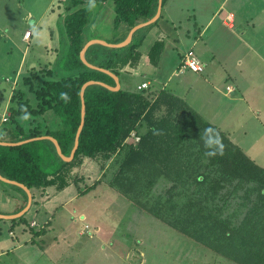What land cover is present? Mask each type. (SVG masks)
<instances>
[{
	"label": "trees",
	"instance_id": "obj_1",
	"mask_svg": "<svg viewBox=\"0 0 264 264\" xmlns=\"http://www.w3.org/2000/svg\"><path fill=\"white\" fill-rule=\"evenodd\" d=\"M107 1L113 9V26H124L127 31L141 20H150L159 5V0H95V3ZM66 2L58 13L63 14L67 42L60 61L66 75L51 78L52 70H47L46 77L40 80L38 70L31 68L21 81L34 94V104L24 98L20 88L14 87L9 96L13 105L9 104L7 121L51 110L53 124L48 122L41 129L35 123L26 131L23 124L16 123L8 133L9 138L1 137L0 141L19 143H0V175L32 192L30 208L35 214L42 205L41 198L51 196L46 190L49 187L61 191L72 186L77 196L102 183L121 195L140 215L150 217L152 223L148 227L153 231L159 233V224H164L214 253V264H264V166L248 155V146L244 147L241 139L234 141L193 108L186 110L181 99L167 89L147 86L135 91L111 90L92 83L81 94L82 85L88 81L110 86L115 83L107 73L83 63L80 56L85 43L83 27L90 16L89 8L85 7L89 0ZM165 2L161 0V9ZM139 41L132 39L122 47L106 46L100 56L90 54V45L85 59L117 75V67L139 58L136 51ZM162 48L163 42L156 41L148 50L152 64H158ZM226 92L230 91L226 88ZM61 93H66L67 99H61ZM161 109L163 114L158 118L155 115ZM81 124L77 147L66 161L47 136L55 138L62 154L68 157ZM210 126L219 130L223 155H206L200 136ZM247 130L244 134L250 131ZM45 151L51 161L47 164ZM91 162L97 163L99 175L86 184L79 168L85 169ZM50 163L53 165L48 168ZM11 186L17 189L12 198L20 202L16 213L28 198L22 187ZM29 211L12 221L17 219V223L26 225L34 234L32 217L29 221L25 218ZM78 262L83 264L75 260Z\"/></svg>",
	"mask_w": 264,
	"mask_h": 264
},
{
	"label": "rangeland",
	"instance_id": "obj_2",
	"mask_svg": "<svg viewBox=\"0 0 264 264\" xmlns=\"http://www.w3.org/2000/svg\"><path fill=\"white\" fill-rule=\"evenodd\" d=\"M64 1L0 0V138H9L8 133L16 123L23 124L26 131L35 123L41 129L48 122L53 124L54 112L51 110L38 116H18L9 121H3L2 117L9 110V104L13 105V102L9 103L13 87L20 88L24 98L34 104V94L21 81L22 76L30 73V67L38 70L40 80L46 77L44 73L47 70H52L51 78L66 75L60 64L67 48L63 14L57 16L67 3ZM178 1L167 0L164 7L176 8ZM201 2L205 10L201 8ZM215 3V0H180L175 13L185 24L184 32H188L187 35L183 32V37L178 33L181 40L185 39L183 44L181 41L175 47H165L162 69L155 75L160 76L159 80L163 77L162 81L167 76L171 78L166 83L157 84V89L171 91L173 96L181 99V106L186 110L193 108L234 141L241 139L244 147L248 146V155L264 166V60L261 58L262 50L264 53V0H230L229 6L236 9V17L245 25L242 36L252 37L250 46L241 43L236 33L225 30L223 26L219 28L220 17L212 22L211 29L216 30L210 38L198 36L199 28L207 22L208 12ZM85 7L89 8L90 16L83 27L84 45L100 40L91 44L92 56H100L107 44L127 37V29L122 26L115 28L112 24L114 15L110 1L95 3L94 8L87 3ZM200 10H203L202 14ZM164 16L163 9L162 16L151 28L139 30L151 29L145 35L143 49L156 38L158 26L168 29ZM225 17L230 22L229 15ZM36 19H39L37 23ZM247 19L253 22H246ZM25 29L32 32L27 43L22 39ZM186 50H192L194 53L191 54L198 56L205 67L195 56L202 67L200 71H191L185 66L180 68L179 54ZM22 52L23 60L20 59ZM217 57L221 63L216 61ZM175 70L176 73L173 72ZM206 73L209 79L203 81L200 76ZM118 76L121 88L129 90H135L136 83L143 79L133 73L119 72ZM231 85H234L236 94H224L225 86L231 91ZM151 112L155 114L156 111ZM162 114L163 109L155 116L159 118ZM247 129L250 131L244 134ZM44 154V163L47 164L50 157L46 151ZM52 165L50 163L48 168ZM87 165L85 169L84 166L79 169L85 175L86 184H91L99 175V168L94 162ZM13 193H17L15 186L0 181L1 213L9 214L20 206V202L16 203L12 198ZM72 194L75 190L71 186L54 196H47L49 201L36 216L39 222L33 225L34 234L25 225L18 224L17 219L0 220V264H76L75 260L83 264H214V253L164 224H159V233L153 231L148 227L152 223L150 217L140 215L121 195L102 183L65 202ZM34 215L33 208H30L25 218L29 221ZM45 217H49V222L41 225ZM143 217L146 218L143 220ZM24 227L27 228L25 232ZM26 236H30L32 241L21 244Z\"/></svg>",
	"mask_w": 264,
	"mask_h": 264
},
{
	"label": "crops",
	"instance_id": "obj_3",
	"mask_svg": "<svg viewBox=\"0 0 264 264\" xmlns=\"http://www.w3.org/2000/svg\"><path fill=\"white\" fill-rule=\"evenodd\" d=\"M170 1V0H169ZM198 1H201V0H198ZM216 3L215 5L213 6L212 4V7L210 8V11L208 12V18H207V22L204 24V26L202 28H199V35L198 36H201V37H206V39L210 38V35L212 36L213 33L212 32H215V30H212L211 29V25L213 24L212 22L217 19V17H220V22H218V27L221 28L223 26V28L226 30V28L228 30H230L231 33H236L237 35V38L239 40H241V43H246V44H249V46L251 45L250 44V38L252 37H243L242 34H243V30L245 29V25L244 23H241L240 20L236 17V9H232L229 4H230V0H215ZM66 2V1H64ZM167 2V0H166ZM165 2V3H166ZM180 2V0L178 1V3ZM164 3V4H165ZM175 4V7H162V9L160 8L159 10V13L157 14V17L155 20H145V21H139L133 28H131L130 30L127 31V37H123V39L121 41H119L118 43H109L107 44L108 46L107 47H122V46H125L127 45L128 43H130L132 41V39L134 41H137V40H140L139 41V46L137 47L136 51L138 52L139 54V58L134 62V63H126L123 67H117V71L118 74L116 75L115 72H113L111 69H104V68H99L91 63H89L88 60L85 59V52H86V49L88 46H90L91 44H93V42H96V41H100V40H93L91 42H89L88 44H85L84 45V49H83V52L80 53V56L83 57V59L85 60V62H87V64L89 65V67H93V68H98L100 70H102L103 72L107 73L108 75H110L112 78H113V81L115 83V86H112V87H115L116 89L114 90H118L119 88H121V84H120V78H119V72L120 73H133L135 75H139L141 76L143 79L139 82L136 83L134 89L135 90H138V89H142V88H139V85H141L142 83L146 82L148 84V86H152V88H157V84H161L162 83H166L170 80V76H167L166 79L164 81H162L164 78L162 77L161 80H159L160 76L158 75H155V72L159 69H162V64H161V61L163 60L164 57H162V54L164 53V49L166 47V49L168 47H172V46H176L177 43H180L182 41V44L183 42L185 41V39L181 40L179 37H178V33H180L181 37H183L182 33L184 32L185 30V24L181 21L180 19H178V13H175L177 12V6H180V4ZM66 5V4H65ZM87 5V4H85ZM64 6V5H63ZM201 8L203 9V4L201 2ZM164 9V12H165V16H164V20L168 22V24L166 25L168 27V29L164 28V26H158L157 28V33L154 35L156 38L155 39H152L153 41L151 43H149L148 47L146 49H143L142 48V44L144 42V39H145V35L147 34L148 31H151L150 30H145L144 32H139V30L141 31V29H146L148 27L151 28V25L154 24L153 22L156 21L157 19H159L161 16H162V11ZM61 10V9H60ZM185 10V9H184ZM205 10V9H203ZM203 10H200V14L203 13ZM182 11H183V7H182ZM54 12V11H53ZM194 12L198 15V11L194 10ZM227 12L226 15H229V21L228 22L226 20V15L225 13ZM59 13V12H58ZM58 13H57V16H58ZM175 13V14H174ZM29 14V13H28ZM196 15V16H197ZM59 17V16H58ZM225 17V19H224ZM263 19V18H262ZM39 19H36V23L38 22ZM251 21L253 22L252 19H247L246 22L248 21ZM124 29L125 27L122 26ZM29 29H25V31H27ZM210 31V33L207 35V33ZM187 32H184L185 35H187ZM24 34V33H23ZM206 35V36H205ZM32 37V32H31V35L29 36L28 39H26L24 36L22 37V39L27 43L30 38ZM142 37V39H141ZM176 38V39H175ZM88 41V40H87ZM118 41V40H116ZM156 41H162L163 42V48H162V51H161V54H160V57H159V61H158V64L154 65L152 64L148 57H147V53H148V50L150 49V47L156 42ZM175 41V42H174ZM115 42V41H114ZM86 43V41H85ZM86 46V47H85ZM188 50V49H187ZM186 50V51H187ZM82 51V50H81ZM185 51V52H186ZM184 51L182 53L179 54V61L180 64H181V60L183 59V54L185 53ZM211 54V53H210ZM214 55V54H212ZM23 57H24V53L22 52L21 56H20V59L23 60ZM198 57V56H196ZM199 58V57H198ZM261 58H263L264 60V53H263V50H262V56ZM82 59V58H81ZM218 59V60H217ZM199 60L201 61V63L203 64V66L205 67V64L202 62V60L199 58ZM212 60H214V58H212ZM216 61L221 63V60L219 57L216 58ZM177 62V63H178ZM241 63V61L239 62V64ZM20 67V66H19ZM177 67V65H176ZM175 67V68H176ZM220 67L223 68V65H220ZM30 68H34V67H30ZM177 69V68H176ZM185 70H188V69H185ZM224 70H226L224 68ZM173 72H177L176 70L173 71ZM18 74H16L15 76H17ZM201 79L203 77V81H207L209 78H208V73H206L204 76H200ZM228 86V84L226 85ZM226 86H225V90H226ZM232 87V90L229 92L231 94H235V91H234V85H231ZM14 88V87H13ZM12 88V89H13ZM143 88H146V87H143ZM123 89V88H122ZM125 89V88H124ZM125 90H129V89H125ZM135 90H129V91H135ZM227 92H224V94H226ZM10 96V95H9ZM257 110H259L258 108H256ZM255 111V109H254ZM85 112V111H84ZM261 112V110H260ZM81 113H82V108H81ZM7 119L6 121L8 120L9 116H10V111H6V113L4 114ZM81 117L82 114H81ZM6 143V144H15V143H18V142H7V141H0V143ZM73 149V148H72ZM72 152V150H71ZM2 180V179H1ZM9 180V179H8ZM4 181V180H2ZM10 185H18L19 187H22L21 185L19 184H16L15 182L12 181H4ZM23 188V187H22ZM68 188V187H67ZM24 189V188H23ZM28 189V188H27ZM49 189H50V195L54 196L55 194L61 192V191H64V190H61V191H56L54 187H49L47 188L46 190L49 192ZM54 189V192L52 193V190ZM66 189V188H65ZM25 190V189H24ZM26 193H27V203L25 204V206L21 209V211H18L16 213L14 212H10L9 214L7 213H1L0 212V218L1 220L2 219H7V218H17L19 217L20 215H22L24 212H27L29 211L30 207L32 206V192L28 189V190H25ZM46 191V193H47ZM47 196L49 197V195H44L43 198H41V201H42V205H41V208L39 209V211L41 212L42 211V208L45 206V204L49 201V198H47ZM76 194H72V195H69L68 199L65 201V202H68L70 201L71 199L75 198ZM51 197V196H50ZM16 203H18L19 201L18 200H15ZM64 202V203H65ZM19 207V206H18ZM17 207V208H18ZM36 212V215H34L30 221H36V222H39L37 220L38 217L37 214L40 213V212ZM43 213H44V209H43ZM48 218L49 217H45L43 220L44 222L41 223V225L43 224H48ZM20 224V223H18ZM26 226V225H25ZM27 230L26 227H24V231ZM11 231V230H9ZM43 232V231H41ZM30 237V236H29ZM28 236H26V238L24 239V241L21 243V244H24V242H28L29 240L32 241V238H29ZM20 245V244H19Z\"/></svg>",
	"mask_w": 264,
	"mask_h": 264
},
{
	"label": "clouds",
	"instance_id": "obj_4",
	"mask_svg": "<svg viewBox=\"0 0 264 264\" xmlns=\"http://www.w3.org/2000/svg\"><path fill=\"white\" fill-rule=\"evenodd\" d=\"M89 5H90V7L94 8L95 7V0H89ZM25 32H24V34H25ZM24 34H23V36H24ZM26 39H28V38H26ZM187 52L188 51H186L185 54ZM191 52L194 53L192 50H191ZM185 54L182 57L183 59L181 60V67L180 68H183V66H184L183 60L185 58ZM194 56H196V55L194 54ZM147 86H148V84L145 87H147ZM139 88H143V87H139ZM60 95H61V99H67L66 93H61ZM6 119H7V117H6ZM4 121H6V120H4ZM200 139L203 141L205 149H207L206 155H208V156H215L218 154L223 155L224 145L222 143V139L220 137L219 130H217L211 126L208 128H205L203 130V133L200 136ZM33 222H34V224L36 223L35 221H31L30 222L31 225H34Z\"/></svg>",
	"mask_w": 264,
	"mask_h": 264
},
{
	"label": "water",
	"instance_id": "obj_5",
	"mask_svg": "<svg viewBox=\"0 0 264 264\" xmlns=\"http://www.w3.org/2000/svg\"><path fill=\"white\" fill-rule=\"evenodd\" d=\"M160 8H161V0H159V5H158V9H157L156 14L150 19V21L156 19L157 14L159 13ZM85 47H86V46H85ZM83 49H84V48H83ZM83 49H82L81 52H83ZM81 58H82V60L85 62V60L83 59V57H81ZM85 63L87 64V62H85ZM92 83H98V84H100V85H102V86H104V87H106V88L111 89V90L116 89L115 87H112V86H110V85H108V84H106V83H103V82H99V81H88V82H85V83L82 85V87H81V94H83V91H84L85 87H86L87 85H89V84H92ZM81 108H82V113H81V114H82V116H83V115H84V104H82V107H81ZM82 118H83V117H82ZM81 127H82V124L80 125V127H79V129H78V131H77V134H76V137H75V141H74V146H73L72 152H71V154H70L68 157H66V156H64V155L62 154V152H61V150H60V146H59L57 140H56L55 138L51 137V136H47V138H49V139L54 143V145H55V147H56V150H57L58 154H59L64 160H66V161H68V160H70V159L72 158V154H73V152L75 151V149H76V147H77V144H78V135H79V133H80ZM1 144H6V143H2V142H1ZM15 144H16V143H15ZM0 179H2V180H4V181H12V180H8V179L2 177L1 175H0ZM13 182H15L16 184L21 185L25 190H28L27 187H26L25 185H23V184H21V183H18V182H16V181H13Z\"/></svg>",
	"mask_w": 264,
	"mask_h": 264
},
{
	"label": "built area",
	"instance_id": "obj_6",
	"mask_svg": "<svg viewBox=\"0 0 264 264\" xmlns=\"http://www.w3.org/2000/svg\"><path fill=\"white\" fill-rule=\"evenodd\" d=\"M31 35V32L29 30H27L24 34L25 38H29V36ZM192 52L189 51L188 53L185 54V58H184V66L186 68H188L191 71H200L202 69L198 59L191 54ZM147 85V83H142L139 87H145ZM2 120H6V116L3 115ZM34 224V222H33Z\"/></svg>",
	"mask_w": 264,
	"mask_h": 264
}]
</instances>
